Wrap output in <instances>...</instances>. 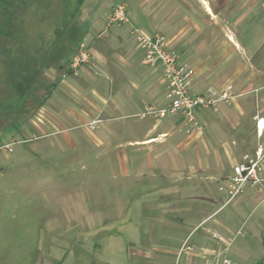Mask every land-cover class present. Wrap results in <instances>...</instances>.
Listing matches in <instances>:
<instances>
[{
  "label": "crops",
  "instance_id": "0c3cea01",
  "mask_svg": "<svg viewBox=\"0 0 264 264\" xmlns=\"http://www.w3.org/2000/svg\"><path fill=\"white\" fill-rule=\"evenodd\" d=\"M263 2L78 0L68 10L62 3L58 12L52 0L29 3L42 12L49 8L57 19L48 26L54 29L51 39L34 35L30 43L28 33L19 35L23 48L34 45L44 54L37 70L45 80L36 77L31 113L35 140L61 132L73 142L68 128L86 126L91 144L108 158L106 164L118 166L120 199L114 212L104 211L111 215L101 217L105 224L115 222L111 236L132 239L124 229H135L154 254H186V264H211L222 243L213 236L233 242L244 236L245 226L264 243V184L245 188L224 215L225 196L218 191L237 165L264 147V127L258 126L264 120ZM119 4H127L131 24L106 28ZM76 13L93 22L92 32L80 36L79 25L70 18ZM133 28L148 37L164 36L180 53V62L194 73L193 94L233 97L217 110L199 112L206 126L203 137L187 135L180 116L139 117L148 106L164 104L166 83L161 68L142 63ZM82 39L91 44L98 70L85 67L80 78L63 84L54 80V72L62 75V63L72 56L66 59L70 44ZM137 192L134 205L128 198ZM85 203L87 199L73 200L71 222L89 227L92 210Z\"/></svg>",
  "mask_w": 264,
  "mask_h": 264
},
{
  "label": "rangeland",
  "instance_id": "374dc122",
  "mask_svg": "<svg viewBox=\"0 0 264 264\" xmlns=\"http://www.w3.org/2000/svg\"><path fill=\"white\" fill-rule=\"evenodd\" d=\"M43 1L2 0L0 4V264H186V254H154L153 246L143 244L135 229H124L132 239L110 235L115 232V222L105 224L101 217L111 215L104 211L114 212L120 199V178L116 177L119 170L116 165L106 164L108 158L104 157L103 149L91 144L86 126L68 128L67 134L73 142L66 140L61 132L35 140L38 134L31 113L36 107V77L45 80L44 73L38 75L37 70L44 54L31 44V48H23L19 35L28 33L30 43L34 35L43 34L51 39L54 29L48 26L56 25L57 19L49 8L44 9L48 13L44 18L40 16L41 13L44 16V11L32 5L29 8V3ZM52 1L58 12L62 3L68 10L78 0ZM70 18H75L81 37L93 31L91 20L84 21L77 13ZM108 18L106 28H109ZM103 26L104 22L102 29ZM83 41L92 53V61L85 67L96 69L97 62L87 40L73 41L66 59L69 60ZM62 66L66 68L67 62ZM83 72L84 69L74 78H80ZM54 73L52 78L58 77L63 84L65 79L58 70ZM24 95L26 99H22ZM184 131L189 136L203 137L206 133L205 130L203 134H190L187 128ZM7 145L10 148H3ZM86 199L85 205L92 211L89 227H82L80 222H71L73 200ZM128 199L135 205L138 192ZM246 217L244 214L243 219ZM242 234L232 242L229 252L232 261L236 264L264 262L263 238L246 226Z\"/></svg>",
  "mask_w": 264,
  "mask_h": 264
},
{
  "label": "built area",
  "instance_id": "2783aa9c",
  "mask_svg": "<svg viewBox=\"0 0 264 264\" xmlns=\"http://www.w3.org/2000/svg\"><path fill=\"white\" fill-rule=\"evenodd\" d=\"M262 13L264 16V2L262 4ZM108 21L109 27L113 25H130L131 19L128 13V6L126 4L116 6L111 12ZM132 34L136 36L138 48L143 51L142 63L147 67L161 68L163 79L166 83L164 104L161 106H148L139 117H153L162 120L169 116H180L184 120L188 133L195 135L203 134L206 126L199 119V112L207 109L217 110L221 102L230 103L233 97L228 93L220 96H216L215 94H193L191 88L194 73L180 62V53L168 45L164 36L157 34L154 37H148L138 28H133ZM91 61V50L83 41L72 54L67 67L63 70L62 78L67 79L80 76L82 70ZM258 126L263 128L264 120H259ZM3 148H10V145ZM263 164L264 147L259 146L254 158L248 157L243 163L234 168L233 174L219 186V191L225 196L224 207H227L237 198L241 197L248 186L263 187ZM213 237L222 243L219 253L211 264H236L229 257L232 242H223L217 235Z\"/></svg>",
  "mask_w": 264,
  "mask_h": 264
},
{
  "label": "trees",
  "instance_id": "16d2710c",
  "mask_svg": "<svg viewBox=\"0 0 264 264\" xmlns=\"http://www.w3.org/2000/svg\"><path fill=\"white\" fill-rule=\"evenodd\" d=\"M2 3V0H0V4ZM27 92V91H26ZM26 94V93H25ZM27 98V96L26 95H24V97L22 98V99H26ZM24 101V100H23ZM257 264H264V262H260V263H257Z\"/></svg>",
  "mask_w": 264,
  "mask_h": 264
}]
</instances>
